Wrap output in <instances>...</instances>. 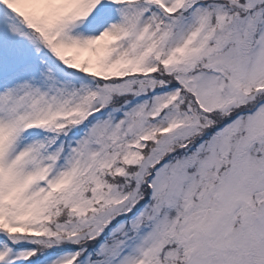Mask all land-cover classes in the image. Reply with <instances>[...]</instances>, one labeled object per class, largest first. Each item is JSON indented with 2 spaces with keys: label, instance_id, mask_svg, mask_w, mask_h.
I'll list each match as a JSON object with an SVG mask.
<instances>
[{
  "label": "snow or ice",
  "instance_id": "obj_1",
  "mask_svg": "<svg viewBox=\"0 0 264 264\" xmlns=\"http://www.w3.org/2000/svg\"><path fill=\"white\" fill-rule=\"evenodd\" d=\"M0 264H264V0H0Z\"/></svg>",
  "mask_w": 264,
  "mask_h": 264
}]
</instances>
